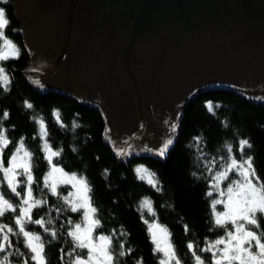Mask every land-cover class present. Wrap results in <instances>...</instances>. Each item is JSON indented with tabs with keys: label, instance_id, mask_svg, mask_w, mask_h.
Returning a JSON list of instances; mask_svg holds the SVG:
<instances>
[{
	"label": "trees",
	"instance_id": "trees-1",
	"mask_svg": "<svg viewBox=\"0 0 264 264\" xmlns=\"http://www.w3.org/2000/svg\"><path fill=\"white\" fill-rule=\"evenodd\" d=\"M0 6L10 21L4 29L5 36L20 50L18 58L1 61L11 81L7 88L0 85V118L5 111L9 114L2 120L1 131L6 130L11 141L4 149V165H8L9 156L23 141L32 154L34 195L42 201L32 209L26 230L42 237L47 264H74L76 254L81 252L70 233L81 214L72 211L64 199L68 187L53 194L44 186L49 167L45 143L60 153L55 156L58 165L86 180L100 221L97 232L112 238L113 264H160L162 256L151 238L148 216L168 229L182 264H196L190 243L195 255L209 263L210 254L200 249L222 234L215 224L210 195L212 166L232 155L239 159L251 157L255 175L264 183V102L250 100L235 91L198 94L181 111L176 134L164 156L144 153L121 160L107 138V122L101 110L54 92L38 91L19 72L29 64L30 55L24 36L18 32L21 25L13 6L2 4L1 0ZM26 101L33 107L28 108ZM208 102L213 103L211 111ZM244 139L251 147L242 151L239 143ZM140 166L155 173V186L141 178L136 171ZM19 190L24 192L21 187ZM4 195L17 207L16 212L0 218V224L14 228V233L9 234L12 247L7 249L12 252L11 264H24L25 259L36 264L30 259L33 253L25 237L16 235L19 227L15 217L20 214L21 200L13 199L7 191ZM145 199L152 202L151 211L143 209ZM37 219L44 223L32 222ZM259 222L264 230V219ZM121 251L125 255L119 256ZM3 255L0 253V257Z\"/></svg>",
	"mask_w": 264,
	"mask_h": 264
},
{
	"label": "water",
	"instance_id": "water-1",
	"mask_svg": "<svg viewBox=\"0 0 264 264\" xmlns=\"http://www.w3.org/2000/svg\"><path fill=\"white\" fill-rule=\"evenodd\" d=\"M1 3L13 6L21 25L18 32L24 36L30 55L29 64L19 72L38 91L54 92L101 110L111 145L114 144L109 129L117 122L122 123L121 119L116 120V113L125 115L128 111L120 101L121 96H114L117 104L104 96L85 100L88 93L81 82L84 57L75 56L78 63L70 70L59 67L70 49L78 54L92 50L114 53L117 69L126 74L137 71L152 77L149 67L155 64L156 79L160 83L165 79L164 88L159 85L156 88L157 113L178 108L174 128L153 154L159 157L164 144L174 139L181 111L196 95L235 91L250 100L264 102V0H1ZM52 42L60 49L51 66V62L39 60V50ZM141 56L151 61L141 64ZM91 66L94 69L89 64L87 70ZM68 75L79 81L67 80ZM136 86L144 88L137 82ZM124 91L116 89L115 94ZM115 151L121 160L130 157L119 153L117 147Z\"/></svg>",
	"mask_w": 264,
	"mask_h": 264
},
{
	"label": "snow or ice",
	"instance_id": "snow-or-ice-1",
	"mask_svg": "<svg viewBox=\"0 0 264 264\" xmlns=\"http://www.w3.org/2000/svg\"><path fill=\"white\" fill-rule=\"evenodd\" d=\"M10 21L7 18L5 8L0 7V38L3 39L4 50L0 51V61H6L9 59V55L12 57H19V49L13 41L5 36L4 29L9 25ZM11 83L9 75L6 73L4 67L0 66V85L7 88ZM28 108H32L31 103L25 102ZM208 109L213 110V103L208 102ZM8 112L5 111L3 118H0V129H3V119L8 118ZM57 119H59V111H57ZM5 131H0V218L4 217L6 213L16 212L17 207L10 202L9 199L5 198L4 192L7 191L8 195L13 199L15 197H21V191L17 190L18 185L21 183L17 177L21 175H26L27 179L24 183L27 185L26 196L22 198V202H18L21 206V214L15 217V225H18V232L16 235H22L26 239L27 247L32 255L30 259L36 261L37 264H47L46 257L44 256L43 243H34L33 241H39L40 236L34 235L32 232L25 230V221H31L30 211L32 207L42 203L40 200H36L34 204H30V200L33 199L32 195V181L33 176L31 174L32 165L30 163L31 152L25 149L23 141L19 142V146L15 147V151L9 156L8 166H4V149L8 147L11 141L5 135ZM172 144V140L169 139L163 148L160 149L159 154L161 156L165 155L168 146ZM47 148L48 146L45 145ZM240 149L243 151L245 147L250 148L251 144L247 139L241 140L239 143ZM23 153V155H21ZM59 152H52L48 157L51 161L52 156H58ZM231 167H239L241 169V175L243 180L235 181V185H230L227 189L228 199L216 200L214 201L212 207L215 209L217 204H226V210L224 212H218L215 214V224L220 227H227L230 223L233 226V230L226 232L227 239L220 238L214 243H211L200 249L201 252H210L211 259L209 264H264V230H260L259 221L257 214H259V219H264V183L259 182V177L255 175V169L252 164V158L249 157L243 165H239L236 160L232 161ZM22 170V171H20ZM141 173V178L147 177L148 183L154 186L158 183L155 178V173L149 172L147 169L138 168L136 170ZM54 172H63V169L57 168L53 165V172L49 173V177L52 176ZM67 176V174H64ZM221 176L227 179L226 173H221L217 176L219 180ZM47 179V178H45ZM257 181L254 183L253 181ZM77 181L75 174H72L64 183H71ZM79 184L84 185L85 199L89 200L90 197L87 193L91 190L87 187V182L83 178L78 181ZM47 186V184L45 185ZM235 187V191H234ZM10 190V191H8ZM51 191L56 194V184L51 185ZM223 196L224 193L222 192ZM68 200V197H64ZM71 204L72 201H69ZM79 207L89 208L91 213L97 211L96 208L91 207L90 204H81ZM142 207L147 208L149 211L152 210V202L148 199L143 201ZM72 211H78L77 207H73ZM85 218L89 222V227H87L83 234L81 235V225L76 224L75 230L70 234L78 241L77 247L89 249L87 253L88 259H82L81 256H76L74 264H89V261L93 259L106 261V264H112L113 255L110 251L111 248V237L100 236L101 241H107L106 244L95 245L92 240V231L95 226H99V220H93L89 216L88 212H85ZM35 224H43L44 221L37 219L32 221ZM248 226H255L257 230H252ZM159 227L156 224L150 225V231ZM162 232H166V229H160ZM14 233V228L10 227L8 224H0V253H5L0 257V264H11L9 259L12 256L11 251H7L8 248L12 247V241L9 234ZM55 235V232H53ZM170 236V234H168ZM152 239L156 241V251H163L165 259L160 262V264H181V260L177 257L174 247L168 243L163 249L160 246V242L157 240L156 233L153 232ZM224 245L220 248V245ZM189 249H193V254L195 257L196 264H205V261L200 255H195V247L192 243L188 245ZM253 247L256 251L253 252ZM75 251V249H74ZM131 251V250H129ZM119 256L125 255L123 251L118 253ZM24 264H29V260L25 259ZM118 264V261H117ZM137 264H142V262H137Z\"/></svg>",
	"mask_w": 264,
	"mask_h": 264
},
{
	"label": "flooded vegetation",
	"instance_id": "flooded-vegetation-1",
	"mask_svg": "<svg viewBox=\"0 0 264 264\" xmlns=\"http://www.w3.org/2000/svg\"><path fill=\"white\" fill-rule=\"evenodd\" d=\"M35 40L39 42L37 38H34ZM59 49L60 47L57 48L54 42L45 45L39 50L41 52L39 53V60L44 63L49 61L52 66L59 54ZM75 56L84 57V72L81 82L84 90L88 93L85 100L89 102L92 99L98 100L100 96H104L116 103L114 96H121L120 101L128 111L125 115L117 112L116 120L121 119L122 123L117 122L109 129L111 140L114 146L117 147L118 152L129 156L144 153L156 154L166 135L174 128L178 108L169 111L166 109L163 113H157V109H155L158 96L156 88L158 85L164 88L165 79L161 80L162 83L156 79L157 68L155 64H150L151 67H149L153 73L152 77L137 71L126 74L117 69L113 61L114 53L107 55V53L92 50L91 52L84 51V53L78 54L76 50L70 49L65 54V59L60 62L59 67L72 69L78 63ZM141 58L142 60L139 61L141 64L151 61L142 56ZM89 64H92L94 69L91 66L87 70ZM132 74L134 76H131ZM66 78L69 81H79V78L71 75L66 76ZM136 82L143 85L144 88L137 87ZM87 84L89 90L86 88ZM120 88L126 91L116 95L115 90Z\"/></svg>",
	"mask_w": 264,
	"mask_h": 264
},
{
	"label": "rangeland",
	"instance_id": "rangeland-1",
	"mask_svg": "<svg viewBox=\"0 0 264 264\" xmlns=\"http://www.w3.org/2000/svg\"><path fill=\"white\" fill-rule=\"evenodd\" d=\"M0 39L2 40V45L0 47V51H3L4 50L3 39L2 38H0ZM11 57L12 56L10 54L9 55V58H11ZM0 66H2L1 65V61H0ZM0 131H1V129H0ZM45 145L48 146L47 148L45 147L46 155H47V158H48L51 155L52 152H56V151H54L48 144L45 143ZM25 149L27 150L26 147H25ZM21 155H23V153H21ZM233 160H236L239 165H243L244 162L247 160V158L239 159V158H236L234 155H232V157H230L229 159L220 160L217 164H215V165L212 166V172H211V187H210V195H211L212 203H214V201H216V200H224V201H227V199H228V195H227V189H228V187L230 185H233L234 186L235 185V181H237V180H241V181L243 180V176L241 175V169L239 167H231ZM48 162H49V167H48L47 172L44 174V182H43V184H44V186L47 184V186H45V187L48 188L51 191V185L53 183H55L56 184V193H58V191H59V189L61 187H68V192H67V194H66L65 197H68V200H67L68 202L69 201H72L71 204L69 203L71 205V207L72 208L73 207H77L78 208V211L81 214V219L76 224H80L81 225V232H80V234L82 235L83 232H84V230L87 227H89V222L85 218V212H88L89 213V216H91V218L93 220H97L96 214L95 213H91L90 210H89V208H87V207H79L81 204H90L91 207H93L92 202H91V197H90V191L87 193V196L90 197V199L89 200H86L85 199V192H84V187L85 186L78 183V181L81 178H83V177L80 176V175H78V174L68 172L62 166L58 165L55 162V156H52L51 161H49V159H48ZM30 163H31V160H30ZM53 165H55L57 168L63 169V172H54L52 174V176L49 177V173L50 172H53ZM7 166H5V167H7ZM141 167L144 168L143 166H140L139 168H141ZM144 169H146V168H144ZM20 171H22V170H20ZM65 173L67 174V176L64 175ZM221 173H226V175H227L228 178L227 179H224L221 176V178L218 180L217 179V176L219 174H221ZM31 174H32L33 180H34V175H33V172H32V168H31ZM72 174H75L76 175L77 181H73L71 183H64L63 181L67 180V178L70 177ZM2 175L3 174L0 173V176H2ZM139 175L141 176V173H139ZM45 178H47V179H45ZM17 179L21 182L18 185L17 190L20 191L19 190V187H21V188L24 189V192H21V197H18L21 200V202H22V198H24L26 196L27 185L24 183V181H26L27 177H26V175H21V176H18ZM144 179L147 180V177H145ZM253 182L254 183H257V181H255V180ZM0 183H2V181H0ZM32 183H33V181H32ZM31 187H32L33 199L30 200V204H34V202L36 200H38V199L34 195L33 185H31ZM87 187L89 188L88 184H87ZM234 191H235V187H234ZM222 192L224 193L223 196L221 195ZM33 208L34 207L31 208L30 215H31V212H32V209ZM143 209L145 210L147 208H144L143 207ZM225 210H226V204H217L216 207H215V209H213V211H214L213 212L214 213V219H215V214L216 213H218V212H224ZM19 212L21 214V206H20V204H19ZM148 218L149 219H147L148 220L147 223H148V226H149V230H150V225L156 224V225L159 226V227H157L155 229H152L150 231L151 238H152L153 232H155L156 233V236H157V240L160 242V246H161L162 249L164 247H166V245L168 243H170L173 246L172 241H171V235L170 236L168 235V234H170V232L168 231V229L163 224H161L159 221H157L156 219H154L152 217H149V216H148ZM257 218H258V221H259L260 220L259 219V214H257ZM27 222L28 221L26 220L25 221V230H26V223ZM75 225H74L72 231L75 230ZM259 225H260V229L259 230H257L255 228V226H248V225H246V227H249L252 230H257L258 231V234H259V231L260 230H263L262 227H261L260 222H259ZM220 228L222 230V234L220 236L214 238L213 240H211L210 241L211 243H214L217 239H220V238L227 239L226 232L229 231V230H233V226L230 223L227 225L226 228L225 227H220ZM160 229H166L167 231L166 232H162ZM33 234L34 235H39V234H36V233H33ZM100 236L109 237L108 235H105L103 233H98L97 232V226H95L93 228V231H92V240H93V243L95 245H98L99 246V245H102V244H106L107 243V241H101L99 239ZM74 241H75V244H76V247H77L78 241L75 238H74ZM33 242L34 243H43L42 237L40 236V240L39 241H33ZM153 242H154V245H155V248H156V241L153 240ZM219 247L220 248H223L224 245L222 244ZM77 249L81 253L80 254L77 253L76 256L79 255V256H81L82 259L87 260L88 259L87 253L89 252V249L79 248V247H77ZM252 251L255 252L256 251V248L253 247ZM159 252L161 253L162 260H164L165 257H164L163 251H159ZM207 253L210 254V258H211V255L212 254L210 252H207ZM36 264H37V262H36ZM89 264H98V260L97 259H93V260L89 261ZM99 264H106V261H103V259L100 258ZM181 264H182V262H181ZM205 264H209V263L205 262ZM234 264H238V262H234Z\"/></svg>",
	"mask_w": 264,
	"mask_h": 264
}]
</instances>
